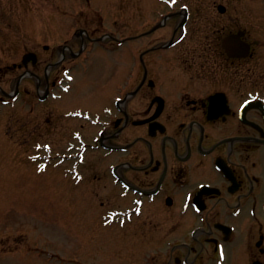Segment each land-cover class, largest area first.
Wrapping results in <instances>:
<instances>
[{"label":"flooded vegetation","instance_id":"1","mask_svg":"<svg viewBox=\"0 0 264 264\" xmlns=\"http://www.w3.org/2000/svg\"><path fill=\"white\" fill-rule=\"evenodd\" d=\"M139 4L117 76L88 27L1 66L0 123L31 168L35 135L107 159L111 230L148 253L125 264H264V0ZM97 47L99 78L69 85Z\"/></svg>","mask_w":264,"mask_h":264},{"label":"rangeland","instance_id":"2","mask_svg":"<svg viewBox=\"0 0 264 264\" xmlns=\"http://www.w3.org/2000/svg\"><path fill=\"white\" fill-rule=\"evenodd\" d=\"M139 7V0H0V67L17 61L27 47L36 50L40 61L45 59L43 45L58 46L77 27L95 29L97 35L111 30L113 36L124 38L129 22H136ZM88 53L92 73L85 77L83 71L74 70L68 74L70 85H79L80 77L82 83L101 75L109 54L99 47ZM124 53L125 44L111 40V71H117ZM7 115L3 113L0 123V264H125L130 254L126 239L111 230L107 159L100 164L107 169L89 173L50 169L53 178L58 176L56 181L47 179L44 169H14L15 144L7 137L13 127ZM39 142L47 140L42 135ZM95 170L101 177L96 180L92 179ZM146 253L133 250L130 259L140 256L143 261Z\"/></svg>","mask_w":264,"mask_h":264}]
</instances>
